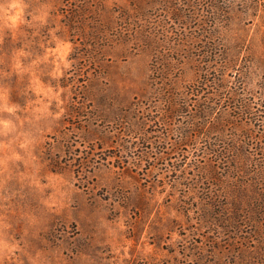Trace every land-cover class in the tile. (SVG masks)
<instances>
[{
    "label": "rangeland",
    "instance_id": "374dc122",
    "mask_svg": "<svg viewBox=\"0 0 264 264\" xmlns=\"http://www.w3.org/2000/svg\"><path fill=\"white\" fill-rule=\"evenodd\" d=\"M0 264H264V0H0Z\"/></svg>",
    "mask_w": 264,
    "mask_h": 264
},
{
    "label": "trees",
    "instance_id": "16d2710c",
    "mask_svg": "<svg viewBox=\"0 0 264 264\" xmlns=\"http://www.w3.org/2000/svg\"><path fill=\"white\" fill-rule=\"evenodd\" d=\"M154 68L155 71H157V67L155 66ZM159 81H161L160 85ZM211 81L217 85L220 80L215 77L211 79ZM153 85L156 86L154 92L155 96L150 100V108L158 109L157 116L153 117L156 118L158 122L167 125L173 118L185 112V89L179 87L173 77H166L164 79L156 77L154 78ZM196 91H198V89H196L195 92ZM214 153L215 155L222 154L219 153V151H214Z\"/></svg>",
    "mask_w": 264,
    "mask_h": 264
},
{
    "label": "clouds",
    "instance_id": "9594fccd",
    "mask_svg": "<svg viewBox=\"0 0 264 264\" xmlns=\"http://www.w3.org/2000/svg\"><path fill=\"white\" fill-rule=\"evenodd\" d=\"M12 7H16V5L13 4Z\"/></svg>",
    "mask_w": 264,
    "mask_h": 264
}]
</instances>
